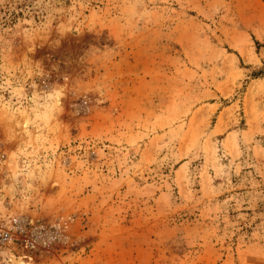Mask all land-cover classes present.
Masks as SVG:
<instances>
[{"label":"rangeland","instance_id":"374dc122","mask_svg":"<svg viewBox=\"0 0 264 264\" xmlns=\"http://www.w3.org/2000/svg\"><path fill=\"white\" fill-rule=\"evenodd\" d=\"M0 264H264V0H0Z\"/></svg>","mask_w":264,"mask_h":264},{"label":"built area","instance_id":"2783aa9c","mask_svg":"<svg viewBox=\"0 0 264 264\" xmlns=\"http://www.w3.org/2000/svg\"><path fill=\"white\" fill-rule=\"evenodd\" d=\"M15 238L13 224L0 217V248L13 242Z\"/></svg>","mask_w":264,"mask_h":264},{"label":"bare ground","instance_id":"6f19581e","mask_svg":"<svg viewBox=\"0 0 264 264\" xmlns=\"http://www.w3.org/2000/svg\"><path fill=\"white\" fill-rule=\"evenodd\" d=\"M11 264H27L25 261H14Z\"/></svg>","mask_w":264,"mask_h":264}]
</instances>
